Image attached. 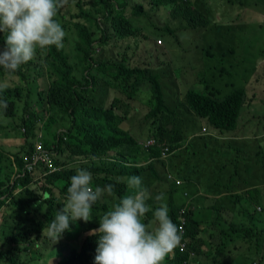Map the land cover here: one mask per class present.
I'll use <instances>...</instances> for the list:
<instances>
[{"label": "trees", "instance_id": "obj_1", "mask_svg": "<svg viewBox=\"0 0 264 264\" xmlns=\"http://www.w3.org/2000/svg\"><path fill=\"white\" fill-rule=\"evenodd\" d=\"M75 1L74 5L67 0L55 17L66 33L64 46L60 49L54 46L37 49L30 62L7 78L12 85L8 83L0 91V99L7 102L6 108H0V117L20 120L18 127L12 123L0 125V139L12 136L25 139L18 152L10 153L14 156L5 152L0 143L1 195L10 191L15 166L23 167L22 155L34 150L35 142L44 129L47 132L44 146L55 147V151L61 154L67 153L71 160L68 169L64 167L44 176L49 185L41 177L46 173L43 166L26 172L23 178H17L13 183L15 187L22 185L28 188L23 197L36 196L39 203L36 206L31 204V207L39 212L33 214L31 208L26 209L29 205L25 198L0 199V207L7 206V211L11 209L1 234L3 243L0 246V249L5 248L0 250V262L7 264H31V258H39V254L32 252L31 248L42 245L57 248L56 255L62 259H58L56 264H95L98 237L88 233L99 227L98 214L108 211L122 197L131 194L125 183L117 182V177L139 175L143 179V172L151 174L158 167L164 171L166 161L160 157L162 146L167 145L171 153L180 150V154L174 157L179 162V172H171L183 174L182 181L189 184L190 179L185 173L187 156L190 153L193 157L199 155L202 161V151H195L192 143L184 144L196 127L202 134L199 119H203L202 125L206 122L209 126L207 130L227 136L236 130L242 110L245 113L258 104L264 106V58L255 63L249 76H244L242 87L231 85L232 90L239 91V96L231 92L224 95L208 82L204 71L199 72L196 79L203 86V91L188 89L185 99L182 98L176 107L167 100L163 86L157 85L150 97L146 94L142 95L143 98L135 97L143 88V71L153 70L146 66L155 59L154 69L163 68L160 57L167 51V46L162 44L163 39L167 36L177 38V33L173 34L165 24L154 23L142 27L145 33L142 37L141 29L126 16V10L118 0ZM162 4L174 19L182 16L180 22L187 30L225 31L223 35L230 38L228 44L223 43L225 54L222 57L226 58L231 51L237 55V65L230 68L240 70L243 67L244 54L249 52L245 45L253 37H242L239 50H235L232 45L235 27L224 23L226 18L237 19L242 24L253 23L251 20L257 11L264 14V0H150L149 6L157 9L156 5ZM73 6L77 9L75 13L68 11ZM221 11L225 14L219 18ZM133 13L142 17L145 14L143 6L134 5ZM263 25L264 20L249 24L257 31ZM74 30L79 34L75 35ZM3 35L0 33V50L4 46ZM149 40L151 43H146ZM66 43L72 46L70 52L66 51ZM112 45L124 46L130 52L125 53L127 59L119 61L99 55L93 57L98 50ZM70 55L74 58L71 59ZM224 73L225 68L220 67L218 78H223ZM4 79L5 73L0 69V81ZM176 79L179 80L172 74L171 82L175 83ZM247 86L255 89L250 102H247ZM256 117L255 114L253 120ZM143 122L150 126V135L157 142L156 146L147 150L139 143L143 139L137 140L131 134V129H144ZM54 126L63 129L62 134H67L66 141L58 139L57 131L51 132ZM84 158L91 162L82 163ZM151 159L154 161L149 162ZM56 162L65 165L59 159ZM143 162L146 166L142 165ZM78 167L92 173L94 186L112 184L117 190L113 187L112 195H108L109 202H103L105 193L93 206L90 222L78 221L70 226V231L74 229L78 235L66 231L55 242L43 235V229L54 219V213L63 207L70 178ZM160 176V182L167 179L165 172ZM169 186L178 189L175 182ZM237 195L240 198L231 194L212 208L196 211L195 215L189 208L188 213L183 215L187 223L183 236L188 241L187 251L180 252L178 246L174 250L176 254L172 264H184V261L185 264H264V194L249 188ZM232 214V218H226ZM178 218L173 220L176 225L180 224ZM205 231L210 234L211 241L222 240L224 244H217L214 248L212 245L205 250ZM238 241L248 242L241 253L234 251L236 255L232 257L233 252H229L231 245ZM30 250L32 256L25 263H20L22 255ZM90 254L95 255L90 257Z\"/></svg>", "mask_w": 264, "mask_h": 264}, {"label": "clouds", "instance_id": "obj_2", "mask_svg": "<svg viewBox=\"0 0 264 264\" xmlns=\"http://www.w3.org/2000/svg\"><path fill=\"white\" fill-rule=\"evenodd\" d=\"M118 1L126 10L127 0ZM66 3L67 0H0V33L4 34V46L0 50V69L5 73V79L0 81V91L8 86V77L34 58L37 49L45 50L53 46L60 49L64 46L66 33L55 17L58 10L63 8ZM156 7L157 9L164 8V4L156 5ZM181 17L178 16L176 19L180 21ZM169 29L173 34L175 33L174 30ZM215 48L213 45L210 46L211 50ZM197 49L199 53L204 52L208 57L214 55L208 48ZM157 70L160 69L143 71L142 90L149 89L150 93H154L157 85L163 86L165 91L169 89L171 93H174L175 97H173L180 102L185 95L180 97V80L176 79L175 83L171 82L169 86H164L162 79L157 75ZM6 107V100L0 99V108ZM242 112L243 110L241 115ZM199 121L202 124L203 119H199ZM197 133L200 131L196 127L195 131L189 133L184 146L192 143L194 150L200 151L198 141L203 139ZM139 143L145 150L157 145L156 139L150 135V131L149 135ZM34 150L22 159L23 167L20 168L24 176L26 172H29L28 164L31 162L30 156ZM179 154L180 150L171 153L169 147L163 145L160 159L166 161L164 171L160 167L151 174L146 171L143 179L139 175L116 178L117 182L127 185L131 194L122 197L108 211L98 214L100 217L99 227L88 233L89 236L98 237L95 264L173 263L176 254L174 250L186 241L183 236L187 223L184 221L183 215L188 213L189 208H192L193 211H200L207 210L211 206L205 202H199L197 207L194 203L189 205L192 202L190 192L193 189L190 183H194L192 178L194 173L189 171V167L192 170H201L203 158L201 161L199 155L193 157L191 153L188 154L185 173L189 177L190 183L186 184L182 181L183 174L175 175L171 172H179V162L177 160L174 162V157ZM27 158L29 159L27 160ZM152 161L154 159L149 162ZM162 172L166 173L167 179L160 182ZM148 175L153 183L152 187H149ZM11 179L10 191L4 195L0 194V199L12 200L13 197L26 193V187H15L13 185L15 180L12 177ZM173 182L178 189L170 188L169 185ZM113 187L117 190L112 184H106L103 187L94 186L92 173L85 168H76L75 175L70 178V186L67 187L62 203L63 207L54 213V219L44 227L43 235L58 242L66 231H70L72 224L78 221L90 222L93 216V206L105 193L111 196ZM198 190V194H200L203 189L198 188ZM37 204L36 202L32 203L33 206ZM6 212L7 206L0 207L2 219ZM146 214L149 219L147 222ZM178 216L180 224L176 225L173 220ZM181 224L184 225L183 230L179 228ZM1 227L2 223H0V231ZM185 245H187L186 242ZM186 251L187 247L180 250V252ZM36 261H39V258L31 260V262ZM20 263H25V261Z\"/></svg>", "mask_w": 264, "mask_h": 264}, {"label": "rangeland", "instance_id": "obj_3", "mask_svg": "<svg viewBox=\"0 0 264 264\" xmlns=\"http://www.w3.org/2000/svg\"><path fill=\"white\" fill-rule=\"evenodd\" d=\"M71 3L75 5V0H70ZM235 1V0H232ZM150 0H127V7H126V16L130 18L134 24L141 29L142 27L149 26L154 23H161L165 24L168 27H170L172 30H174L177 33V38H173L170 36H167L165 39H163L162 44L167 46V51L164 56L160 57V60L164 63L163 68L158 70L157 75L162 79V83L164 86H169L171 84V75L175 74L179 80H180V87H179V93L180 97H183L187 89H193L197 92L203 91V86L196 80L198 78L199 72L205 71V78L208 80V82H211L215 87L220 89L224 95L229 94H235V96H239L238 90H232L231 85H236L237 87L243 86L244 76H249L250 73L253 70V67L255 66V63H257L259 60H262L264 58L262 56V53L264 52V25L261 28H258V31L255 30L253 27L249 26V24H258L262 20H264V14H261L260 11H257V13L254 14V17L248 24H242L237 19H232L225 21V25H233L235 27L234 36L232 37L234 39L233 41V47L235 50H239L240 48V42L242 37H253L249 40H247L245 48L249 50V52H245L244 54V64L243 67L239 70H237L235 67L230 68V66H236L237 63L235 62V59L237 58L236 54H233L231 51H229L228 46L225 48L227 51H229V54L226 58H223L221 56H224L225 50L223 43H229L230 36L223 35L225 31L216 30L212 31L210 29H197L195 31L187 30L186 27L177 19H174L169 15L166 9L160 8V9H154L151 5L149 6ZM239 3H242V1H239ZM70 4V3H69ZM136 4H140L143 6L145 14L142 17H137L133 13V6ZM259 7V6H258ZM260 8V7H259ZM75 6L71 7L68 11H71L72 13L76 12ZM221 14H225L223 11L219 13V18ZM234 22V23H233ZM242 24V25H241ZM74 34L78 35L79 31L74 30ZM68 35V34H67ZM141 36H145V33L142 31ZM146 43H151V41H146ZM213 45L216 47L215 49H210V46ZM205 49L208 48L210 51L214 54L213 57H208L204 52L199 53L198 49ZM72 50V46L69 43H66V51L70 52ZM125 53L130 54V52L122 45H112L108 49L104 50H98L97 54H94L93 57L96 56H102L106 58H113L117 59L119 61L126 60ZM71 59L74 58V55H70ZM156 64L155 59H153L146 68L153 69ZM220 67L225 68V73L223 78H218L219 69ZM195 72V74H192V72ZM192 74V75H191ZM42 79L39 80V83H41ZM9 85H12L11 82H8ZM166 98L171 103H174L173 106H178L179 102L175 97L174 93H171L169 89L165 91ZM246 93H247V102H250L255 94V89L253 87L247 86L246 87ZM151 95L149 89H144L137 93L135 97L143 98L142 95ZM174 96V97H173ZM246 102V103H247ZM246 103H244L246 105ZM259 105V104H258ZM254 106L255 111L253 112V108L247 109L245 113H243L237 123V128L240 123V121L243 119L246 123L245 130L248 128L251 130L252 133L256 130V124L264 123V106ZM257 117L253 120V117L255 114ZM139 118V116L137 117ZM136 119V118H135ZM145 122V121H144ZM143 122V123H144ZM17 124V127L20 126V120L17 119L14 121V119H10L7 117H0V125L6 126L7 124ZM144 129L140 130H134L131 129L132 136L137 139L141 140L146 138L149 135V129L150 126L146 123H144ZM236 128V129H237ZM13 130V129H11ZM228 136V135H227ZM18 143H11L7 140L0 139V143L5 142L7 145H3V150L5 152L10 153H16L19 151V146L21 147V141L19 136H13ZM234 139V136L232 137ZM239 139V138H235ZM240 140V139H239ZM77 140H75V143ZM20 143V144H19ZM17 147V149H14L13 147ZM256 147L254 146V141L251 140L247 143L246 151L243 152L246 156H251L249 160H256L257 157H259L258 153H255ZM11 156H14L15 154H10ZM248 159H240V167H246L249 164ZM143 166H146L145 162L142 163ZM255 165L258 166V163ZM143 176H145V172L142 173ZM264 182V179H261ZM262 193L264 194V183L262 184L261 188ZM19 198H24L23 196H19ZM103 202H109V196L105 195ZM199 201H192L190 204H195L197 207ZM9 211V210H8ZM7 211V212H8ZM6 212V214H7ZM196 214V211L193 212V215ZM234 214L230 215L229 217H226L227 219L232 218ZM3 219L0 217V223H2ZM72 234H74V229L70 231ZM76 233V232H75ZM77 234V233H76ZM78 235V234H77ZM215 245H223L224 242L222 240H212ZM2 242V239L0 238V243ZM263 247V246H262ZM32 252L39 254V261L32 262L31 264H56L58 262V256L56 255V252H58L57 248H50L46 245H42L41 247L31 248ZM224 251V250H223ZM237 254L243 251L237 250ZM29 252L27 254L22 255L21 261L24 262L27 258L31 256V253ZM233 255H236V252L232 251ZM2 264H7L4 262H0ZM242 264V263H239ZM256 264V263H254Z\"/></svg>", "mask_w": 264, "mask_h": 264}, {"label": "crops", "instance_id": "obj_4", "mask_svg": "<svg viewBox=\"0 0 264 264\" xmlns=\"http://www.w3.org/2000/svg\"><path fill=\"white\" fill-rule=\"evenodd\" d=\"M251 87V86H250ZM243 114V112H242ZM246 122L242 119L238 125V128L229 134L228 136H222L221 134L217 132H212L207 130L209 129V126L206 124V122L203 123L202 128H206V132H203L201 130V133H197V135L202 141H198V148L202 151V164H201V170H192L191 167H189V171L193 172V180L194 183H190V186L193 188L190 192L191 200L192 201H199V202H205L208 205H211L210 208L217 205L219 202L223 201L227 196H230L231 194H234L238 196L237 194H243L247 191L249 188H255L259 191H261L262 184L264 183L261 179H264V123L256 124V130L254 133L251 132V130L248 128L245 130ZM12 129V128H11ZM62 128H57V126H54L51 128V132L55 133L57 131V136L59 138H63L64 141L67 140V134H62ZM213 130V129H212ZM2 131V129H1ZM47 134L46 129L42 131L39 135V139H37L36 142L41 141L44 144V137ZM234 136V139L232 137ZM239 139H235V138ZM22 138V139H21ZM20 140H22L19 144L22 146L24 144V137H21ZM7 140L11 143H18V141L12 136V138L9 139H2ZM254 141V146L256 147L255 153L259 154V157H257L256 160H249L251 156H246L243 154L244 151H246L247 143L249 141ZM35 142V143H36ZM3 145L5 142L1 143ZM14 149H17V147H13ZM20 148V146H19ZM47 150H50L53 153V162L56 167L54 171H50L49 169H46V173L42 174V179L45 184L49 185L47 181L45 180L44 176L46 174H53L58 171H61L64 167L66 169L69 168V162L71 161L68 158V154H61L57 151H55V147L47 148ZM29 153H24L21 157V159H24L25 156L29 155ZM56 159H59L61 162H65V165L62 166L56 162ZM240 159H248L250 162L246 167H240ZM110 161V160H108ZM176 160L174 159V162ZM91 162L90 159H83L82 163H88ZM258 163V166L255 165ZM24 175L22 173V169L18 166H15L14 175L12 174V178L16 180L17 178H23ZM150 186H153V183L151 182L149 175H148ZM94 182V177H93ZM19 188H23L25 186L17 185ZM198 188H202L200 194H198L199 190ZM26 189H28L26 187ZM28 191V190H27ZM30 192V191H29ZM39 195V194H37ZM22 196L21 194L18 195ZM40 196V195H39ZM239 197V196H238ZM28 203L29 206H27L26 209H30L33 211V214L39 212V210H36L31 207V204L33 202L39 203L38 199L35 195L32 194V196H25L24 197ZM240 198V197H239ZM198 202V204H199ZM111 205V203H109ZM10 210L7 212V214L3 218L2 227L0 231V238L4 226L6 223L7 215L10 214ZM26 213V211L24 212ZM241 221V218L239 222ZM249 223H251V220H247ZM48 222V221H47ZM204 244L206 245L205 250L209 249L212 245L213 248L215 247L214 242H212L210 239V234L204 233ZM186 244H188V241H185ZM185 242H182L179 246V249L186 248L187 245H185ZM248 241H238L236 244L231 245L232 251H237L244 249L247 245ZM3 243H0V246ZM6 246V245H5ZM5 248H1L0 250H4ZM31 252V251H30ZM95 254H90L89 256L92 257ZM31 257V256H30ZM31 260H33L31 258ZM35 260V259H34Z\"/></svg>", "mask_w": 264, "mask_h": 264}, {"label": "built area", "instance_id": "obj_5", "mask_svg": "<svg viewBox=\"0 0 264 264\" xmlns=\"http://www.w3.org/2000/svg\"><path fill=\"white\" fill-rule=\"evenodd\" d=\"M203 131L205 132L206 129L204 128ZM53 153L50 150H47L42 142L38 141L35 146L34 152L30 156L31 162L28 164V171H33L36 167H41L49 169L51 172L56 169L54 162H53ZM29 158H27L28 160ZM181 230L184 229V225L181 224L179 227ZM183 249V248H182Z\"/></svg>", "mask_w": 264, "mask_h": 264}]
</instances>
